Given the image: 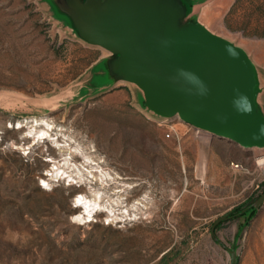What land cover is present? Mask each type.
Listing matches in <instances>:
<instances>
[{"label":"rangeland","instance_id":"374dc122","mask_svg":"<svg viewBox=\"0 0 264 264\" xmlns=\"http://www.w3.org/2000/svg\"><path fill=\"white\" fill-rule=\"evenodd\" d=\"M200 20L264 82V0H211ZM104 54L43 0H0V264H229L232 244L238 264H264V203L239 213L264 190V150L205 143L141 109L132 84L82 93Z\"/></svg>","mask_w":264,"mask_h":264},{"label":"water","instance_id":"95a60500","mask_svg":"<svg viewBox=\"0 0 264 264\" xmlns=\"http://www.w3.org/2000/svg\"><path fill=\"white\" fill-rule=\"evenodd\" d=\"M210 1L43 0L77 38L106 52L90 66L91 86L82 93L132 84L138 105L152 116L264 150L261 71L242 45L200 20ZM263 203L264 190L252 205ZM229 217L212 223L214 240L215 227ZM228 252L229 264H238L235 244Z\"/></svg>","mask_w":264,"mask_h":264},{"label":"bare ground","instance_id":"6f19581e","mask_svg":"<svg viewBox=\"0 0 264 264\" xmlns=\"http://www.w3.org/2000/svg\"><path fill=\"white\" fill-rule=\"evenodd\" d=\"M42 124H46L47 127L43 126ZM34 126H39L37 131H36V134L34 135L35 137L39 138V139H42L46 136L47 134V128H50L51 126L46 123V121L44 119H35L34 120V123H33ZM209 137H210V134L206 133V132H203V134L201 135V139L203 142L205 143H208L209 141ZM260 161H264V155L261 156L259 158ZM62 170L59 169V168H56V175H58ZM55 173V172H54ZM61 173H64V171H62ZM63 175V174H62ZM100 199V195L97 194L95 197H89L87 198L85 195H79L77 197V202H76V205H78L80 208L83 209V212H88L90 213L92 209H94V205L91 206V204H95L94 202H98V200ZM92 202V203H91ZM91 208V209H90Z\"/></svg>","mask_w":264,"mask_h":264},{"label":"built area","instance_id":"2783aa9c","mask_svg":"<svg viewBox=\"0 0 264 264\" xmlns=\"http://www.w3.org/2000/svg\"><path fill=\"white\" fill-rule=\"evenodd\" d=\"M190 126H191V125H190ZM191 127H192V126H191ZM194 129H195V128H194ZM195 131H196L197 134H200V135L203 133L202 131H200V130H198V129H195ZM171 133H177L176 130H175L173 127L170 128V131L167 132L166 136H170ZM234 167H238V164H235Z\"/></svg>","mask_w":264,"mask_h":264},{"label":"trees","instance_id":"16d2710c","mask_svg":"<svg viewBox=\"0 0 264 264\" xmlns=\"http://www.w3.org/2000/svg\"><path fill=\"white\" fill-rule=\"evenodd\" d=\"M252 203H250L248 206H246L244 209H242L239 213H241V212L243 213L247 210H250L252 213H254L257 209L253 207Z\"/></svg>","mask_w":264,"mask_h":264}]
</instances>
